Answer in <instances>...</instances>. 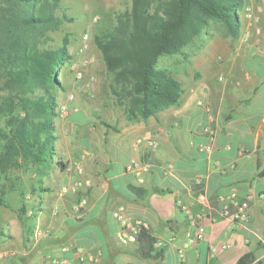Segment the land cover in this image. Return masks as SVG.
<instances>
[{
  "label": "crops",
  "instance_id": "0c3cea01",
  "mask_svg": "<svg viewBox=\"0 0 264 264\" xmlns=\"http://www.w3.org/2000/svg\"><path fill=\"white\" fill-rule=\"evenodd\" d=\"M241 59L223 82L207 73L182 85L178 104L145 120L130 121L117 109L108 82L87 90L85 101H95L91 110L58 113L54 160L64 165L54 164L35 187L7 203L9 214L0 208V264H45L52 257L85 264L79 256L86 253L98 258L87 264H236L247 252L253 253L250 264H264V52L245 51ZM96 117L105 129L98 141L86 134ZM131 159L150 166L142 183L126 169ZM77 176L91 186L64 190ZM130 184L168 191L137 197ZM229 194L235 202L224 200ZM81 196L86 205L78 212L73 206ZM245 199L244 215L235 217L236 202ZM119 208L128 220H145L147 232L119 242ZM187 210L200 216L201 239L194 240ZM144 249L161 255L154 259Z\"/></svg>",
  "mask_w": 264,
  "mask_h": 264
},
{
  "label": "trees",
  "instance_id": "16d2710c",
  "mask_svg": "<svg viewBox=\"0 0 264 264\" xmlns=\"http://www.w3.org/2000/svg\"><path fill=\"white\" fill-rule=\"evenodd\" d=\"M60 1L0 0V116L8 117L10 133L1 155L30 157L38 167L55 161L64 165L54 160L56 112L48 90L62 87L56 72L71 54L66 37L55 48L45 46L48 31L72 20L57 12ZM239 4V0H131L129 8L115 13L114 22L96 31L94 42L111 78L110 91L128 120H145L180 102L181 81L157 67L160 55L178 52L192 41L206 18L223 22L235 35ZM128 187L137 197L168 191ZM6 205L0 194V208ZM148 229H141L136 238ZM144 253L154 259L161 255L146 249ZM252 259L253 253L247 252L236 264H250Z\"/></svg>",
  "mask_w": 264,
  "mask_h": 264
},
{
  "label": "rangeland",
  "instance_id": "374dc122",
  "mask_svg": "<svg viewBox=\"0 0 264 264\" xmlns=\"http://www.w3.org/2000/svg\"><path fill=\"white\" fill-rule=\"evenodd\" d=\"M130 1H60L57 12L59 14L65 12L72 17V20L62 23L58 29L48 31L45 44L49 48H55L61 45L63 38L66 37L67 48L71 54V59L63 63L56 72V77L58 76L62 87L48 90L49 94L54 97L56 115L63 114L60 112V106L69 105L68 95L70 93L75 95L76 100L82 101L81 111L91 110L95 101L93 99L85 101L84 95L88 94L87 90H91L94 86L101 90L106 87L107 82L111 84L102 54L94 42V34L97 30L114 22L115 13L129 8ZM239 2L235 35L223 22L206 18L204 25L192 41L178 52L160 55L157 67L180 79L183 86L193 84L207 73H213L217 82H223L227 72L233 74L241 66V54L245 51L264 52V0H239ZM85 34L88 35V46L84 49ZM77 72L81 73L79 78L76 75ZM45 88H39V90L44 89L45 91ZM119 107L121 106L118 105V110ZM70 113L71 111L68 112ZM77 114L80 115L81 112ZM56 115L53 117V122ZM114 124L117 125L116 122ZM104 130L101 119L96 117L91 130L86 134L98 141L100 133ZM69 133L66 131V138L72 137ZM9 136L8 117L0 116V194L8 205L9 203L13 205L28 188L36 186L37 179L42 173H50L52 166L58 163L55 161L48 166L38 167L30 157L23 158L19 155L3 157L1 154ZM61 144V147L66 146L67 140L62 141ZM3 209L5 214H9L11 210L8 206L5 208L2 206L1 212ZM3 243L4 240L0 239V247L5 245Z\"/></svg>",
  "mask_w": 264,
  "mask_h": 264
},
{
  "label": "built area",
  "instance_id": "2783aa9c",
  "mask_svg": "<svg viewBox=\"0 0 264 264\" xmlns=\"http://www.w3.org/2000/svg\"><path fill=\"white\" fill-rule=\"evenodd\" d=\"M87 39H88V35L85 34L84 43H83L84 49L88 46ZM76 75L79 78L81 76V73L77 72ZM68 99L70 102L69 105L60 106L59 108L60 112H62L63 114H68L69 111L71 112L79 111L81 106H80V102L76 100L75 95L73 93H70L68 95ZM148 144H150L151 146H155L156 142L153 140H148ZM207 147L210 148V145ZM73 168L78 174L82 173L83 169H82L81 164L74 162ZM149 168H150L149 164L142 162L140 160H137V159H131L126 165V169L128 171L135 173L137 181L139 183H142L144 181L143 174L148 172ZM89 186H91L90 180L83 178L81 176H77L74 179H72L71 182H69V185L64 184L62 187L64 190H66L68 189V187H71L73 189H79V188H87ZM259 196L264 199V190L260 193ZM224 200H227L228 202H235L234 196L232 194L227 195V197L224 198ZM236 204L238 205V211L235 213V217H241L244 215L245 210L247 209L249 205L248 199H245L241 202H236ZM85 205H86V197L81 196L76 200L73 208L74 210L79 212L81 208H83ZM226 206H227V203H226ZM122 210L123 208H119L118 210H115L114 216L117 218L119 222V230L117 233L118 240L122 244H125L130 240L132 241L136 240V236L138 232L141 229L148 228V223L141 218H135L133 220H128L121 213ZM186 214L189 217L191 225L196 228V234H195L194 240L201 239L204 235V226L200 222V216L198 214H193L192 212H190V210H187ZM52 227L53 226H51V228ZM3 257H4V254H0V261ZM79 259L85 264L89 262L90 263L96 262L98 260L97 256L91 253L82 254L79 256ZM45 264H73V260L68 257H52Z\"/></svg>",
  "mask_w": 264,
  "mask_h": 264
}]
</instances>
